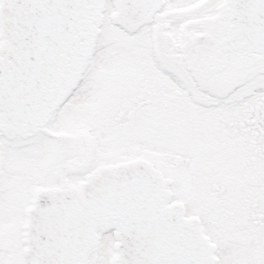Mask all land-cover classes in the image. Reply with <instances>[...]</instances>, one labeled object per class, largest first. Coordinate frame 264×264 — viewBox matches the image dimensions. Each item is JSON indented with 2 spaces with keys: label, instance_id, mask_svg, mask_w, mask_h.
Here are the masks:
<instances>
[{
  "label": "snow or ice",
  "instance_id": "1",
  "mask_svg": "<svg viewBox=\"0 0 264 264\" xmlns=\"http://www.w3.org/2000/svg\"><path fill=\"white\" fill-rule=\"evenodd\" d=\"M0 264H264V0H0Z\"/></svg>",
  "mask_w": 264,
  "mask_h": 264
}]
</instances>
